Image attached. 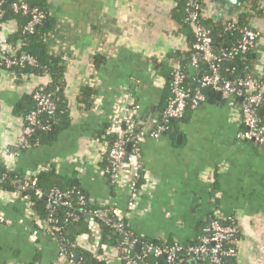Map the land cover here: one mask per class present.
Wrapping results in <instances>:
<instances>
[{
	"label": "crops",
	"instance_id": "obj_1",
	"mask_svg": "<svg viewBox=\"0 0 264 264\" xmlns=\"http://www.w3.org/2000/svg\"><path fill=\"white\" fill-rule=\"evenodd\" d=\"M47 3L54 27L46 48L65 68L69 124L52 146L7 160L4 153L15 148L24 126L14 108L38 86H46L49 77L30 76L14 84L11 76L0 73V158L9 170L24 172L27 178L53 165L62 182L77 180L90 199L126 212L129 191L123 185L130 172L123 167L122 187H110L101 168L103 144L96 134L112 115L123 117L128 102L139 106V128L146 133L156 128L171 101L168 70L178 66L190 48L171 17L176 0ZM239 14L250 15L247 26L259 33L250 71L264 83V0H207V18L219 15L213 20L227 21ZM16 28L14 20L2 23L0 42ZM95 58L101 59L97 66ZM188 68L189 85L197 90L198 72L205 70L196 67L188 73ZM83 86L94 92L88 107L78 101ZM210 91L203 94L205 102L168 133L140 141L139 161L149 184L128 225L142 239L182 245L195 242L211 216L234 217L240 236L235 264H264V148L237 138L239 107L222 94L217 97L220 91ZM258 115L264 122V101ZM0 216L9 222H0V264H68L53 239L40 235L33 240L26 230L31 222L18 223L26 208L14 194L0 190ZM82 241L83 248L94 250L92 237L83 235Z\"/></svg>",
	"mask_w": 264,
	"mask_h": 264
},
{
	"label": "trees",
	"instance_id": "obj_2",
	"mask_svg": "<svg viewBox=\"0 0 264 264\" xmlns=\"http://www.w3.org/2000/svg\"><path fill=\"white\" fill-rule=\"evenodd\" d=\"M24 2L29 11L36 9L45 15L38 24L34 25L31 31L26 30V25L30 22V15L22 14V12H15L13 4H19ZM0 25L7 21H16V30L7 36L6 43L13 49V56H2L0 58V70L6 71L11 75L14 84H19L24 78L30 76L38 77H49V82L44 86V91L50 94L52 101L57 106L55 113L52 116H46L40 114L38 116L41 124L47 126L45 130H35L29 136L25 138V145L14 148L12 151L23 153L29 149H37L42 147H50L56 141L59 133L69 124L68 120V109L65 97L63 95V74L64 66L56 56L48 53L46 48L49 37L53 31L54 23L52 17L47 10V0H0ZM256 7H251L254 12ZM257 9V8H256ZM194 11L197 15V19L201 26L209 31L211 38L213 36L220 37L217 46L212 45V50L217 58L220 59L218 62V72L223 80L237 81L249 78L256 82L261 80L256 79L251 73V62L254 60L253 55L256 49V45L244 54L234 52L239 40L242 38V31L247 27L250 15L239 14L235 20L228 19L227 21H214L211 18H207L205 13L207 11V0H196L194 6H191L188 0H176V5L172 11V20L179 26L181 33L184 34L190 44L189 51L184 60L179 62L177 66L185 74V88L189 93H193L194 88L190 87L187 79V68L191 64V58L196 53L194 50V30L193 26L187 20L188 13ZM230 25V27L228 26ZM232 54V58H229V54ZM22 54L31 56L35 62V66H30L25 63H21L15 66L6 67L7 59H19ZM176 57V56H173ZM101 62L100 58L94 59L95 66ZM199 67L206 70V63L202 60L199 61ZM168 70V79L170 80V73ZM170 83V82H169ZM264 84V83H263ZM198 88V87H197ZM36 88L35 90H37ZM34 90V91H35ZM33 91V92H34ZM93 91L83 86L80 89L78 101L83 103L85 107L90 104ZM245 96V95H243ZM264 101V91L262 92V99L258 106V112ZM245 101L238 97L235 100L237 106H242ZM35 110V101L33 99V93L23 99L22 103L14 108V114L17 117L22 118L23 124L28 114ZM191 110H186L184 116L180 120H168L162 122L160 118L157 122V126L162 125L164 130L161 134L168 133L172 130L178 122L183 121L187 113ZM162 116V114H161ZM261 119V118H260ZM262 120V119H261ZM156 126V128H157ZM155 128V129H156ZM108 123L102 124L100 129L97 131L96 137L100 142L105 143L108 147L116 140V135L107 134ZM154 129V130H155ZM143 132L141 128L134 126L132 133L126 137V152L130 155L134 151L136 146L140 151L139 134ZM101 168L104 170V175L108 180V183L112 189L116 187L109 178V163L106 154H104ZM29 179V180H28ZM29 182L30 186L24 188L25 183ZM144 184L143 174L136 182V188L139 189ZM59 190L64 193H69L67 199L71 205V208L77 210L81 215H75L71 213H65L60 209L50 207L47 203L41 200V196H50L52 190ZM0 190L6 193L14 194L17 199L26 198L32 203L33 216L39 220H46L52 218L57 223L52 224L53 227L58 228L55 232V243L57 244L61 256L67 260L70 258L73 264H104L95 258L94 251L90 248H83L82 236H89V223H99L100 233L102 236V244L121 249V244L124 241V232L131 234V238L135 239L138 244L144 248L147 245L155 247L169 248L173 244L172 242H163L160 240H149L142 239L137 236L130 226L128 225L127 219H122L124 230L123 232L117 231L108 224H102L95 217L94 213L101 209L107 212V219L110 223L116 222L117 217L114 215L113 210L116 207L110 206L106 203L99 204L95 200L89 198V196L81 189L77 180H66L61 181V178L57 177L54 172L53 165L49 166L47 170L38 171L32 174L29 178L24 172H14L8 169L6 163L0 158ZM35 191L40 193V196L35 194ZM81 199L84 202L81 204ZM88 216L89 218H87ZM215 217L211 216L198 230V235L195 242H189L182 244L183 247L193 245L197 243V239L202 235V229L207 226ZM222 224H228L226 220H220ZM239 232L234 236L233 240H239ZM229 246H232L229 244ZM79 255V259L75 260V255ZM131 254H136L135 251H131ZM236 258H228L224 260L223 264H235ZM147 261L152 264H163V259H156L151 255L147 256ZM29 264H38L35 260Z\"/></svg>",
	"mask_w": 264,
	"mask_h": 264
},
{
	"label": "built area",
	"instance_id": "obj_3",
	"mask_svg": "<svg viewBox=\"0 0 264 264\" xmlns=\"http://www.w3.org/2000/svg\"><path fill=\"white\" fill-rule=\"evenodd\" d=\"M188 1L191 6H194L196 0ZM13 9L15 12H22V14L29 13L31 19L26 25L27 31H31L33 26L38 24L45 17L43 13L36 9L29 11L24 2L13 4ZM187 20L193 26L195 40L193 48L196 52L191 58L190 65L199 67V61L202 60L206 63V70L199 82L197 90L193 93H189L184 86L185 74L177 66L172 69L170 73L171 101L166 110L162 113V122L165 123L168 120H180L187 109L191 111L196 110L205 102V97L201 89L208 87L211 90L220 91L222 96L231 103H235V100L238 97H241L245 101L242 106H238L241 130L238 132L237 138L241 141L252 142L256 146L264 148V122L258 115V106L262 99L264 84L249 78L237 81L223 80L218 72V62L220 59L217 58L212 50V38L209 31L201 26L194 11L188 13ZM228 26L230 27V25ZM242 33V38L239 40L234 52L244 54L257 44L259 33L251 30L249 26L244 28ZM13 54V49L5 40L0 42V58L2 56L11 57ZM229 58H232L231 53L229 54ZM21 63L30 66L36 65L35 60L26 54H22L18 60L7 59L5 64L6 67H11ZM0 73L11 76L3 70H0ZM37 88V90L32 92L35 101V110L31 111L26 117L22 133L15 145L16 148L24 146L25 138L33 131L47 129V126L41 124L38 118L40 114L52 116L57 109L50 94L45 93L44 86H38ZM138 111L139 106L137 104L134 102H128L126 113L123 117H117L115 114L114 116L112 115V117L108 119V129L106 133L116 135V140L110 147L101 142L103 144V153L106 154L109 163L108 172L110 174V180L116 184V186L122 187V168L127 167L128 172H130L125 185H123V187H126L129 191L127 211L123 212L117 208L112 209L114 215L117 217L116 222L113 223H110L107 219L106 211L99 209L94 213V217L99 222L102 224H108L119 232H123L124 230L122 219H128V216L131 215L139 203L142 190L147 184H149L146 176L147 174L143 171L141 162L139 161V149L135 146L132 154L127 155L126 152V137L132 133L134 126L137 123ZM163 130L164 127L159 125L155 130L149 133L143 131L139 134V141L146 136L157 139L160 137ZM18 154L19 152H13L10 150L4 153V157L11 161ZM42 170L40 169L39 171ZM102 173L104 174L103 169ZM140 173L143 174L144 184L137 189L136 182ZM29 186L30 184L27 182L25 183L24 188H28ZM35 194L40 196L38 191H35ZM49 198L71 208V205L67 200L69 198V193H64L55 189L52 190ZM19 200L25 205L26 216L23 219H20L18 223L20 225H25V219L31 222L32 227L30 229L25 227L26 230L30 232L31 238L34 240L40 235H47L55 240V232L58 231V228L53 227L52 224L57 222L52 218L39 220L37 217L33 216L31 207L32 203L26 198H21ZM83 203L84 202L81 199V204ZM104 205L105 204L102 206ZM220 220H226L229 223L222 224ZM0 222L9 223L1 216ZM201 232L202 235L196 244L183 247L181 244L175 243L169 248H160L152 245H147L142 248L139 244L140 251L136 254H131V251H135V246L138 244L137 241L131 238V234L124 232V241L121 244V249L102 244L99 254L95 258L104 264H152L147 261V256L151 255L156 259H163V264H223L224 260L237 257V241H234L233 238L238 233V228L234 217L225 219L215 217V219L205 226ZM89 236L93 238L96 244L93 250L95 251L101 237L99 223H89ZM229 244L232 246H229ZM67 263L73 264L70 258L67 259Z\"/></svg>",
	"mask_w": 264,
	"mask_h": 264
},
{
	"label": "water",
	"instance_id": "obj_4",
	"mask_svg": "<svg viewBox=\"0 0 264 264\" xmlns=\"http://www.w3.org/2000/svg\"><path fill=\"white\" fill-rule=\"evenodd\" d=\"M1 9H3V8H1ZM219 17H220L219 15H214L213 16V19L219 20L220 19ZM219 40H220V37L213 36L212 39H211L212 45L217 46L218 43H219ZM195 71H197V70H196V67H194V66H190L188 68V73L195 72ZM198 73H199L198 74V80L201 81L203 74L200 71ZM198 85L199 84H196L197 87H198ZM220 86H221V84H220ZM201 91H202V93L204 95H211L210 88H208V87L202 88ZM220 94H221V92L220 93H217V97H220L221 96ZM213 95H214V93H212V96ZM137 127L139 128V125ZM40 198H41L42 201H44L45 203H47L50 207L60 209V210H62L65 213H71V214H75V215H81V213L79 211L74 210V209L69 208V207H66V206L62 205L60 202H58V201H56L54 199L49 198V196L43 195ZM86 217L89 218L88 216H86ZM84 237L87 238L88 236L85 235ZM101 245H102V236L100 237V240H99V242L97 244V248H96V250L94 252L95 257L99 254ZM134 250H135L136 253H138L140 251V245L137 244L135 246V249ZM74 259L75 260H78L79 259V255L76 254L75 257H74ZM93 263H94V259L92 260V264Z\"/></svg>",
	"mask_w": 264,
	"mask_h": 264
}]
</instances>
